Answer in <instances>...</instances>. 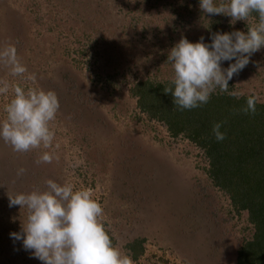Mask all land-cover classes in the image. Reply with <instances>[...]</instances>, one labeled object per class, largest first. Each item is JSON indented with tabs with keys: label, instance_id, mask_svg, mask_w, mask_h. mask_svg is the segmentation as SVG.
Returning <instances> with one entry per match:
<instances>
[{
	"label": "rangeland",
	"instance_id": "374dc122",
	"mask_svg": "<svg viewBox=\"0 0 264 264\" xmlns=\"http://www.w3.org/2000/svg\"><path fill=\"white\" fill-rule=\"evenodd\" d=\"M134 1L0 0V50L14 45L27 69L13 77L0 64V81L10 86L0 95V120L15 85L52 90L60 102L50 148L17 153L0 140V264H42L10 237L28 213L9 205L10 197L43 189L48 179L91 189L114 243L134 264H238L239 250L253 238L248 214L210 183L203 151L150 120L130 90L138 81L172 80L168 54L182 37L210 42L216 32H247L256 20L232 24L225 16L218 23L199 0H168L162 16L151 9L159 4L143 0L141 9ZM179 5L185 16L163 38L160 29L174 21L170 9ZM231 91L264 103V48L229 81ZM44 151L52 162L37 164ZM19 168L27 172L18 178ZM134 244L144 249L136 260Z\"/></svg>",
	"mask_w": 264,
	"mask_h": 264
},
{
	"label": "clouds",
	"instance_id": "9594fccd",
	"mask_svg": "<svg viewBox=\"0 0 264 264\" xmlns=\"http://www.w3.org/2000/svg\"><path fill=\"white\" fill-rule=\"evenodd\" d=\"M199 7L205 15L231 17L232 24L250 18L256 23L248 25L247 32H216L208 38L210 42L203 36L195 43L182 37L171 48L167 63L174 76L164 93L172 95L181 111L207 104L217 89L237 97L236 91L229 92V81L264 48V0H199ZM224 62L232 63L224 68ZM0 64L10 69L13 77L27 71L14 45L0 50ZM30 78L36 79L34 74ZM9 87L8 82L0 81V95H6ZM12 90L14 98L4 109L6 119L0 120V140L17 153L50 148L55 139L52 123L60 109L57 94L52 90H25L19 85ZM257 102L258 97H248L242 111L255 114ZM223 124L212 126L217 142L226 139V132L221 131ZM52 159V154L44 151L36 163H51ZM26 172L19 168L16 175L19 178ZM17 205L27 209V220L21 231L10 233V237L22 241L23 249L42 264H134L132 256L114 243L103 220V206L94 199L91 189L77 190L71 183L48 179L43 189L10 197L9 206Z\"/></svg>",
	"mask_w": 264,
	"mask_h": 264
},
{
	"label": "trees",
	"instance_id": "16d2710c",
	"mask_svg": "<svg viewBox=\"0 0 264 264\" xmlns=\"http://www.w3.org/2000/svg\"><path fill=\"white\" fill-rule=\"evenodd\" d=\"M140 1L135 0L133 4L141 8L145 0ZM153 1L146 0L147 3L159 4L158 9H151L162 16L169 1ZM180 7H171L175 19L166 24V30L160 29L163 38L170 33L171 24L179 26L181 21L178 18L185 16L180 15ZM212 17L217 18L218 23H222L220 18L225 19V15ZM144 22L148 26L152 21L146 19ZM164 22L166 20L163 19L161 25ZM213 29L216 30L215 26ZM156 47L157 54L164 51L162 40L156 43ZM171 81H138L132 86L131 95L137 99L141 112L150 120L163 123L171 137H184L203 151L209 164L207 176L212 186L228 196L237 212L247 213L254 227L253 238L238 252V264H264V103L257 102L255 114H245L242 109L246 106L247 96L233 97L217 89L207 104L181 111L175 107L172 95L164 93V88L170 87ZM217 122H224L221 131L226 132V139L223 142H217L212 134V126ZM136 246H129L136 252L135 260L144 252L142 245L139 249Z\"/></svg>",
	"mask_w": 264,
	"mask_h": 264
}]
</instances>
